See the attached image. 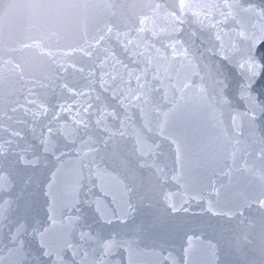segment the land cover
Listing matches in <instances>:
<instances>
[{"label":"water","instance_id":"water-1","mask_svg":"<svg viewBox=\"0 0 264 264\" xmlns=\"http://www.w3.org/2000/svg\"><path fill=\"white\" fill-rule=\"evenodd\" d=\"M95 12L0 87V264H264V0Z\"/></svg>","mask_w":264,"mask_h":264},{"label":"clouds","instance_id":"clouds-1","mask_svg":"<svg viewBox=\"0 0 264 264\" xmlns=\"http://www.w3.org/2000/svg\"><path fill=\"white\" fill-rule=\"evenodd\" d=\"M100 0H0V87L28 78L29 58L39 55L33 41L51 49L76 44L81 30L90 25ZM112 9L116 0H105ZM112 14H115L113 12ZM190 39L191 62L199 60ZM209 71L205 65V72ZM209 89L219 91V82L209 77Z\"/></svg>","mask_w":264,"mask_h":264}]
</instances>
